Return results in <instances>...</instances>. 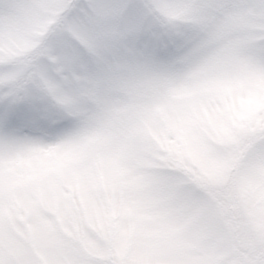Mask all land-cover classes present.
Listing matches in <instances>:
<instances>
[{
    "label": "clouds",
    "instance_id": "obj_1",
    "mask_svg": "<svg viewBox=\"0 0 264 264\" xmlns=\"http://www.w3.org/2000/svg\"><path fill=\"white\" fill-rule=\"evenodd\" d=\"M147 7L126 5L110 27L119 32L123 22L139 17L144 28L190 33V63L162 72L155 59L125 54L143 40L120 33L108 44L113 55L103 64L89 61L85 79L67 82L78 96L88 90L89 134L13 161L16 195L36 220L29 219L32 231L20 244L25 264H238L231 236L264 231V199L254 197L256 184L264 192V137L214 150L222 169L216 188L228 201L227 214L203 198L193 203L180 195L181 174L202 160L214 126L235 120L253 94L264 103V10L256 15L225 4L207 24H196L158 18ZM61 39L49 32L40 43L58 58ZM40 66L55 69L43 60ZM52 103L35 72L0 93L5 110ZM73 176L77 186L65 195Z\"/></svg>",
    "mask_w": 264,
    "mask_h": 264
},
{
    "label": "rangeland",
    "instance_id": "obj_2",
    "mask_svg": "<svg viewBox=\"0 0 264 264\" xmlns=\"http://www.w3.org/2000/svg\"><path fill=\"white\" fill-rule=\"evenodd\" d=\"M131 3L148 6L145 10L158 18L173 22L180 18L196 24H207L213 10L225 4L247 6L256 15L264 10V0H0V93L21 75L28 77L35 72L53 98V103L45 107H0V264H25L27 257L20 244L32 231L29 219L36 222L34 210L16 195L19 182L13 161L58 144L68 145L78 133L90 132L84 102L88 90L78 96L67 88V82L85 79L89 61L103 64L113 55L108 44L120 33L132 41L143 40L141 47L129 48L125 54L143 56L149 63L155 59L162 72L173 65L190 63V33L171 26L144 28L139 17L123 22L119 32L113 31L110 22L118 20ZM236 22L243 21L238 18ZM49 32L62 38L58 58L51 57L49 49L40 43ZM42 60L45 65L55 63V69L49 72L41 68ZM262 137L264 103L253 94L244 101V111L235 120L214 126L201 149L202 160L186 166L181 174L185 190L180 195L193 203L203 198L215 204L220 214H227L228 201L216 188L222 169L215 162L214 150L228 151L242 146L248 138ZM70 157L66 150L65 158ZM260 173L258 166L257 175ZM77 182L73 176L64 194L73 191ZM50 191L55 192L56 187ZM254 197L257 202L264 199L259 184L255 185ZM47 214L51 216L53 211ZM39 223L45 226L47 221ZM230 240L238 264H264V231L257 230L253 235L236 232Z\"/></svg>",
    "mask_w": 264,
    "mask_h": 264
}]
</instances>
